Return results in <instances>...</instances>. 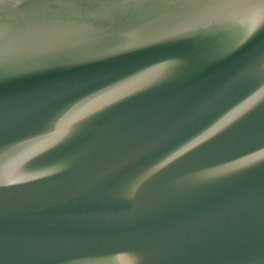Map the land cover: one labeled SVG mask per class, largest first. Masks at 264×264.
<instances>
[{
	"label": "water",
	"instance_id": "water-1",
	"mask_svg": "<svg viewBox=\"0 0 264 264\" xmlns=\"http://www.w3.org/2000/svg\"><path fill=\"white\" fill-rule=\"evenodd\" d=\"M0 264H264V0H0Z\"/></svg>",
	"mask_w": 264,
	"mask_h": 264
}]
</instances>
